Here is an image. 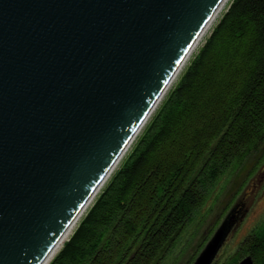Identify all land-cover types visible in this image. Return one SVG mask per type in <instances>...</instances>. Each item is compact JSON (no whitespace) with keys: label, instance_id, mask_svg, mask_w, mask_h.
Masks as SVG:
<instances>
[{"label":"water","instance_id":"obj_1","mask_svg":"<svg viewBox=\"0 0 264 264\" xmlns=\"http://www.w3.org/2000/svg\"><path fill=\"white\" fill-rule=\"evenodd\" d=\"M218 2L0 0V264L46 262ZM236 212L192 264L213 263Z\"/></svg>","mask_w":264,"mask_h":264},{"label":"trees","instance_id":"obj_2","mask_svg":"<svg viewBox=\"0 0 264 264\" xmlns=\"http://www.w3.org/2000/svg\"><path fill=\"white\" fill-rule=\"evenodd\" d=\"M254 155L240 189L264 159V0H230L47 264H175L199 208ZM246 256L264 264V216L212 264Z\"/></svg>","mask_w":264,"mask_h":264},{"label":"rangeland","instance_id":"obj_3","mask_svg":"<svg viewBox=\"0 0 264 264\" xmlns=\"http://www.w3.org/2000/svg\"><path fill=\"white\" fill-rule=\"evenodd\" d=\"M255 160V155L249 158L242 169L234 173L224 183L221 190L216 188L210 193L205 204L199 208L194 221L187 226L180 238L179 244L174 252L175 256L176 254L179 256L175 264H192L193 261L189 259L190 256L194 258L197 256L214 230L234 206V199L240 197V194L241 200L239 199V203L242 206L246 205L247 210L244 215L240 216L238 222L233 225L215 258L221 259L227 253H230L245 233L264 216V189L262 188L264 186V172L262 173L264 171V159L260 164L256 165L255 170L248 180L251 174L249 169L255 163ZM259 172L262 174H259ZM246 177H248V182L240 189ZM258 179L259 182L257 183ZM237 207L239 206L237 205L235 209ZM238 214L239 211L236 212V215L239 217ZM180 252L183 253L180 254Z\"/></svg>","mask_w":264,"mask_h":264},{"label":"bare ground","instance_id":"obj_4","mask_svg":"<svg viewBox=\"0 0 264 264\" xmlns=\"http://www.w3.org/2000/svg\"><path fill=\"white\" fill-rule=\"evenodd\" d=\"M229 1L230 0H219V2L217 3V5L214 7L213 11L211 12V14L207 18V20L204 22V24L202 25V27L198 31V34L195 36V38L193 39V41L188 46L186 52L184 53V55L182 57V60H181V62L179 64V66L174 71L173 76L169 80V82H168V84L166 86V90L174 82V80L176 79L177 75L179 74V72L181 71V69L185 65L186 61L188 60L189 56L199 46V44L203 41L204 37L208 34V32L210 31V29L212 28V26L219 19V17L223 13V11L226 9ZM140 129H141V127L139 128V130ZM139 130H138V132H139ZM129 144L126 146V148L124 149V151L120 155V158L118 159V161H117L116 165L114 166V168L119 163L122 155L126 152L127 148L129 147ZM114 168L112 170H114ZM107 178H108V176L105 178V180L102 182V184H100V186L97 188V190L94 192V194L89 197L88 201L84 204V207L82 208V210L80 211V213L71 222V224L69 225L68 229L66 230V232L64 233V235L61 237V239L58 241V243L55 245V247H53L52 253L50 254V256H48V259L46 260V262L44 264H47L50 261V259L52 258V256L59 250V248L62 246V244L64 243V241L70 236V234L72 233L73 229L77 225L79 219L84 214V212L86 211V209L90 206V204L93 202L95 196L97 195V193L99 192L100 188L102 187V185L104 184V182L106 181Z\"/></svg>","mask_w":264,"mask_h":264}]
</instances>
